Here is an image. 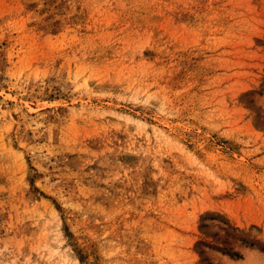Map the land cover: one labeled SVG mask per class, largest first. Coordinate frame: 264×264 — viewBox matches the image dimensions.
<instances>
[{
    "label": "rangeland",
    "instance_id": "1",
    "mask_svg": "<svg viewBox=\"0 0 264 264\" xmlns=\"http://www.w3.org/2000/svg\"><path fill=\"white\" fill-rule=\"evenodd\" d=\"M0 264H264V0H0Z\"/></svg>",
    "mask_w": 264,
    "mask_h": 264
}]
</instances>
